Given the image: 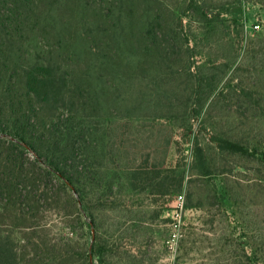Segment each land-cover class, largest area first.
Listing matches in <instances>:
<instances>
[{
    "label": "rangeland",
    "instance_id": "374dc122",
    "mask_svg": "<svg viewBox=\"0 0 264 264\" xmlns=\"http://www.w3.org/2000/svg\"><path fill=\"white\" fill-rule=\"evenodd\" d=\"M102 4L88 12L91 29L104 20ZM139 8L135 30L155 20L158 40L177 34L175 73L155 75L166 96L133 120L124 117L128 100L110 108L105 144L116 155L105 159L103 181L82 189L85 206L75 189L23 163L19 186L0 197V244L13 247L17 264H264V161L212 142L216 134L238 141L237 127L256 126L264 137V0H150ZM9 157L1 145V168ZM139 165L144 174L131 182L126 168Z\"/></svg>",
    "mask_w": 264,
    "mask_h": 264
},
{
    "label": "trees",
    "instance_id": "16d2710c",
    "mask_svg": "<svg viewBox=\"0 0 264 264\" xmlns=\"http://www.w3.org/2000/svg\"><path fill=\"white\" fill-rule=\"evenodd\" d=\"M98 2L106 7L97 15L104 20L97 21L100 24L91 29L88 12ZM149 3L150 0H0V146H7L10 156L3 168L0 166V197L10 195L19 186L22 165L26 163L40 175L75 189L85 206L82 189L92 180L102 182L105 159L116 155L105 144L110 140L108 128L115 118L110 108L123 107L128 100L132 112L124 117L138 118L136 115L148 105L166 96L163 86L155 82V75L175 73L171 65L180 56L175 46L176 32L163 31L158 40L155 20L142 31L133 27L142 19L135 16V10ZM142 9V14L149 13ZM46 35L49 37L45 41ZM131 39L137 41V47H133ZM41 50L45 53L41 54ZM74 67L80 75L77 78L71 72ZM136 85L141 89L134 97ZM122 89L131 95L124 93L125 96ZM177 101H181L180 97ZM259 110L264 112L262 107ZM40 114H48L49 120L39 119ZM121 119L117 117L115 121ZM237 130L238 141L216 134L212 142L220 152L261 156L264 161V154L259 153L264 137L258 128ZM27 153H33V160ZM117 165L114 162V173ZM142 169L140 165L126 168L131 172V182L137 173L144 174ZM202 171L208 173L207 169ZM109 186L108 183L106 187ZM256 253L257 250L255 256ZM16 258L13 247L0 244V264H17Z\"/></svg>",
    "mask_w": 264,
    "mask_h": 264
},
{
    "label": "built area",
    "instance_id": "2783aa9c",
    "mask_svg": "<svg viewBox=\"0 0 264 264\" xmlns=\"http://www.w3.org/2000/svg\"><path fill=\"white\" fill-rule=\"evenodd\" d=\"M259 27H260L259 25L255 26L256 29H259ZM180 205L182 206V202L180 203Z\"/></svg>",
    "mask_w": 264,
    "mask_h": 264
}]
</instances>
